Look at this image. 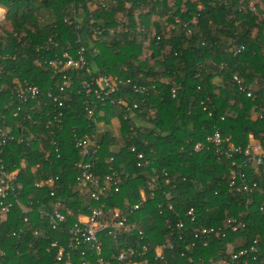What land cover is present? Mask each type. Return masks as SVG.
<instances>
[{"label":"trees","instance_id":"1","mask_svg":"<svg viewBox=\"0 0 264 264\" xmlns=\"http://www.w3.org/2000/svg\"><path fill=\"white\" fill-rule=\"evenodd\" d=\"M71 4L79 20L67 23L64 18L73 17ZM0 7L9 12L4 13L11 21L0 23V54L8 56L2 60L0 84L8 89L24 81L43 93L53 89L61 76L52 77V69L40 63V56L60 50L74 54L80 46L85 48L91 76L106 74L153 86L148 93L133 92L130 86L111 93L115 100L137 105L127 111V118L122 105L94 101L100 120L118 118L116 134L111 130L99 134L102 121L95 126L87 117L86 97L80 89V81L90 77L85 70L67 72L70 82L63 92L67 100L62 107L49 101L36 108L33 125L21 114L7 116L9 124L22 122L29 129V142L11 143L3 158L8 169H18L20 201L32 210L28 224L22 222L24 214L17 206L0 224V264H54L56 251L47 248L54 240L64 242L65 228H50L39 218L37 207L60 201L72 210L63 223L67 227L92 206L122 207L126 199L138 201L141 192L145 201L132 219L145 232L149 254L165 241L170 231L166 220L175 227L180 218L186 240L175 235L179 249L168 251L169 264H196L198 259L201 264H233L230 253L238 249H248L244 256L248 264H264V209L259 194L264 189L263 168L260 174H249L259 186L248 197L229 186L231 160L240 161L241 154L227 158L214 144L192 151L196 142L205 141L216 129L222 136L230 135L234 145L246 144L249 134L264 139V111L259 115V107L264 108V0H114L92 10L87 0H0ZM97 26H113L115 32L103 31L97 37L92 34ZM143 51L150 54L141 59ZM6 95L9 98L4 91L2 99ZM58 112H62L60 130L47 127ZM91 135L100 144L95 173L128 174L119 191H111L101 201L79 189L76 180L80 155L74 141ZM138 153L144 157L138 159ZM56 176L55 185L35 184ZM190 208L193 221L186 216ZM228 220H242L245 227L227 229L224 238L194 239L192 229L224 225ZM190 241H194L191 248ZM251 245L256 246V260H250ZM220 258L226 262L220 263Z\"/></svg>","mask_w":264,"mask_h":264},{"label":"built area","instance_id":"2","mask_svg":"<svg viewBox=\"0 0 264 264\" xmlns=\"http://www.w3.org/2000/svg\"><path fill=\"white\" fill-rule=\"evenodd\" d=\"M88 6L92 10L94 7L105 8L108 4L114 3V0H87ZM72 18L65 17L64 21L67 23L76 22L79 20L76 16L75 7L72 6ZM0 10H3L0 8ZM3 10L0 11V23H5L7 18ZM138 18H136L137 20ZM90 22H94L91 18ZM103 31H107L112 35L115 32L113 26H97L92 30L94 36L103 35ZM52 41L51 38L47 41ZM148 40L143 43V48H146ZM58 46L54 44V47ZM47 47V48H46ZM45 48L48 49V46ZM240 49L238 48L236 52ZM75 53L67 50L53 51L50 57L40 56V63L47 64L52 69V77L60 74L61 78L55 80L53 89H49L43 93L39 86L32 82L15 83L10 89L5 85L0 84V224L3 223L8 214L14 207H18L24 214L22 222L29 223V212L32 207L20 201L22 184L19 180L18 169H8L3 154L5 148L13 142L20 143L25 141L29 142V129L23 125L22 122H17L14 125L9 124L8 117L17 118L19 114L23 119L29 120L30 125L35 123L32 118V113L42 105L46 106L49 101L62 107L67 100L66 95L63 93L65 86L69 85L70 76L67 72L72 70H85L90 75L87 67L86 51L83 46L74 51ZM145 51H143L144 53ZM8 56L0 54V78L4 72V65L2 60L7 59ZM14 58V57H12ZM87 69V70H86ZM236 78V77H234ZM239 82V80H238ZM130 86L131 90L136 93H148L153 86L132 83L130 79H122L118 76L101 74L97 77H85L80 81V89L83 91L87 117L92 121L95 126L102 121L99 119L101 113H95L93 107L94 101H109L111 104L122 105L125 107L123 118H127V111L131 112L137 109L135 103L132 106L127 105L123 99H114L111 97L112 92H117L121 88L125 89ZM9 94V98L2 99L3 92ZM172 97H175V88L171 89ZM250 95V93H248ZM257 107V106H256ZM37 108V109H36ZM260 117L264 108L259 107ZM152 113V112H150ZM256 115V112H254ZM62 112H58L52 119L46 123L47 127L55 126L60 130L62 123ZM57 131V133L59 132ZM53 138L55 137V130L50 131ZM52 138V139H53ZM53 144L55 141H52ZM209 144L218 146V150L223 152L227 158L234 157V154H241L242 158L237 162L236 159L231 160L230 181L229 186L233 187L236 191L246 194L248 197H253L258 189V181L249 177V174H260V168L264 171V139H255L249 134V140L244 145H234L231 141L230 135L222 136L219 129L214 130L211 134L206 136L205 141L196 142L193 146V152H199L208 147ZM74 146L78 149L80 159L75 162V168L78 169L76 175L77 186L84 193L88 194L93 200L101 201L107 197L111 191L117 192L120 189L123 181L128 177L125 173L120 176L118 173H110L101 176L95 173V162L97 159L100 144L94 135L91 137L75 138ZM225 149L226 151H223ZM131 151H135L134 146H131ZM144 156L141 153L137 154L138 159ZM149 160H145L148 164ZM140 165V161L137 162ZM58 177H49L46 180H38L36 186L55 185ZM263 197V202L260 204V209H264V189L259 192ZM50 195H54V190L50 191ZM141 198L130 203L127 199L124 200L122 207H111L104 205L92 206L87 214L79 215L71 224L64 227L68 215L72 214V210L64 207L60 201H55L51 207H37L39 218L46 220L47 225L52 229H64L65 240L61 242L54 240L50 243V249H55L54 264H169L167 253L169 250L179 249L178 245L173 242L175 235L180 241L186 240L184 233V222L178 219L175 227L166 220L167 226L170 229L169 233L165 236V241L158 243L152 252L149 254V247L146 243V235L139 224L132 219V216L142 208L141 205L145 201L143 192L140 193ZM150 197L154 195L151 190ZM250 201H247V204ZM168 209H172V205L167 204ZM158 206H161L159 204ZM162 209V207H159ZM186 216L190 221L194 220V209L190 208ZM245 222L242 220H228L224 225L216 226H201L192 229L194 239L204 240L209 237L224 238L226 230L230 229L235 232L238 229H243ZM13 235L15 232L12 231ZM191 242V241H190ZM258 241L255 239L254 243ZM205 244V242H204ZM194 241L190 243V248L193 247ZM252 255L250 260H256V246L251 245L249 248ZM248 249H238L230 253V260L233 264H248V259L245 258ZM181 256L185 255L184 251L180 252ZM189 262L193 261L192 256H188ZM196 264H201L198 259ZM214 263L212 258L209 259ZM220 263H225L226 260L220 258Z\"/></svg>","mask_w":264,"mask_h":264},{"label":"crops","instance_id":"3","mask_svg":"<svg viewBox=\"0 0 264 264\" xmlns=\"http://www.w3.org/2000/svg\"><path fill=\"white\" fill-rule=\"evenodd\" d=\"M1 9H3L6 13L9 14V12L0 7ZM5 24H10V22L8 23L7 21L5 22ZM118 125H119V121L118 118L115 117H111V119L109 120L108 123H105L104 120L101 122L100 128H99V134L102 133L104 130H111L112 132H114L115 134L118 132Z\"/></svg>","mask_w":264,"mask_h":264},{"label":"rangeland","instance_id":"4","mask_svg":"<svg viewBox=\"0 0 264 264\" xmlns=\"http://www.w3.org/2000/svg\"><path fill=\"white\" fill-rule=\"evenodd\" d=\"M6 21H7L8 23L11 22V21H9V18H8V17L6 18L5 22H6ZM2 24L5 25V23H2ZM6 25H7V24H6ZM149 54H150L149 51H145L143 54H141L140 58H141V59L146 58V57L149 56Z\"/></svg>","mask_w":264,"mask_h":264}]
</instances>
